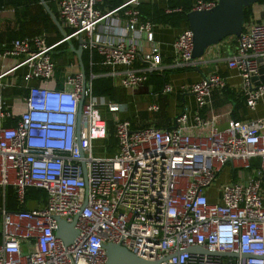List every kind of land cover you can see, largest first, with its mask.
<instances>
[{"label": "built area", "instance_id": "built-area-1", "mask_svg": "<svg viewBox=\"0 0 264 264\" xmlns=\"http://www.w3.org/2000/svg\"><path fill=\"white\" fill-rule=\"evenodd\" d=\"M51 1L66 37L80 39L89 58L94 50L120 87L135 89L161 68L152 23L139 17L138 0L108 8L103 0ZM215 2L191 0L190 9ZM61 41L48 44L44 33H35L0 43V264H103L105 243L157 264H264V119L229 117L219 126L214 114L202 116L211 89L225 85L213 70L179 84L194 100L191 123L181 112L170 127L132 126L116 114L121 103L92 93L94 74L85 77L75 56V69L56 76L51 49ZM191 47L184 26L171 41L174 61L194 64ZM7 57L16 59L9 67L3 66ZM262 59L264 19H246L226 66L236 70L249 109L264 96V79L253 82ZM18 66L24 68L19 81L5 77ZM7 87L24 93L7 101ZM102 108L113 113L115 151L109 156L93 154L94 141L107 133ZM145 108L154 111L158 104ZM251 160L253 173L235 181L233 170L250 169ZM223 172L226 179L218 182ZM6 187L21 208H4ZM29 188L43 197L26 200ZM75 214V234L64 244L54 235L55 218L69 223ZM191 246L236 256L191 253Z\"/></svg>", "mask_w": 264, "mask_h": 264}, {"label": "crops", "instance_id": "crops-1", "mask_svg": "<svg viewBox=\"0 0 264 264\" xmlns=\"http://www.w3.org/2000/svg\"><path fill=\"white\" fill-rule=\"evenodd\" d=\"M151 1H154L161 6H164L165 4V0ZM121 2L122 0L119 3ZM101 7L108 8L110 5L109 3L104 4L102 2ZM247 15V19L262 21L264 19L263 0H256L251 3L248 6ZM32 26H37V23ZM182 27L183 23H180L178 26L161 23L152 24V36L153 40L158 45L160 56L161 68L158 71L162 72V77L165 79V82L160 87H154V89L150 83L138 86L135 88L137 91H128V93L125 94L124 99H126L129 105H127L126 102H120L122 106L117 111V116L128 118L131 121L132 126L135 127L144 125L170 127L174 124V117L183 112L185 114L186 122L189 124L191 123V116L195 108L194 100L189 91L179 89V84L182 82H190L201 77L208 71L215 70L224 76L225 85L222 88L214 87L211 89L210 106L200 109L199 112L202 116L207 117L210 113L214 114L217 117V123L219 126H223L224 122L229 117L237 119L262 117L264 119V96L256 102L252 109L247 108L244 102L243 91L239 85V77L236 70L226 66L227 56L234 51L235 40L232 39L231 36H226L217 44L208 46L201 57L194 58V64H177L172 56L171 41ZM11 28H15V25H13L12 8H1L0 40H2V37L4 38V32L7 33ZM29 28H31V25H29ZM1 33L4 34L1 35ZM142 44L143 46L146 45V43ZM53 53H57V51H53ZM74 56L75 55L69 57L68 54H62V59L65 58L66 62L70 63L66 66H73L72 63H74ZM15 60L16 59L14 57H7L3 61V66L9 67L15 62ZM56 61L57 63H61V59ZM134 63L135 65H140L143 63V60L141 57L137 56ZM99 65L106 70L104 74L110 69L107 66L101 65L100 62ZM119 68L120 67L118 66L114 67L116 70ZM23 69L24 68L22 66L15 67L13 72L11 74H7L5 77L19 81L20 74L23 72ZM63 73H61V71L57 72L56 76L60 77ZM111 78L114 82L118 81V77L116 76ZM164 84H169L171 86L170 90H162ZM12 88L17 89L16 92H12ZM3 93L4 95L7 93L6 100L10 101L12 97L22 95L24 93V89L7 87ZM149 102H156L158 104V109L154 111H147L145 106ZM185 130L189 133H194V130L190 127H186ZM28 203L30 204L28 207L33 205L30 201H28Z\"/></svg>", "mask_w": 264, "mask_h": 264}, {"label": "trees", "instance_id": "trees-1", "mask_svg": "<svg viewBox=\"0 0 264 264\" xmlns=\"http://www.w3.org/2000/svg\"><path fill=\"white\" fill-rule=\"evenodd\" d=\"M45 1L53 14L58 19L57 11L54 7L53 1ZM120 1L121 0H103V3H109L110 7H112L118 4ZM164 2V6H161L151 0H138L136 3V8L138 10L139 17L141 19L148 20L152 24L161 23L171 26H178L180 23H183V27L187 26L185 13L190 10L191 0H165ZM4 7L12 8L13 25H15V28H11L7 33L4 32V38L2 37L0 43L2 41H7L13 37H21L24 35H32L35 33H44L45 41L48 44L60 39L61 35L58 29L51 22L48 14L43 10L38 0H0V9ZM247 10L248 6L243 9V21L247 19ZM35 23H37L36 29H34L33 27L29 28V25H35ZM62 28L65 32H67L65 27ZM26 29L29 31H27ZM49 29H51L53 32H49ZM4 33H1V35H3ZM231 38L235 40V36H231ZM70 40L73 46L77 45L76 40ZM65 50L68 51L67 53L70 56L74 55L70 50H68L66 42L61 41L52 47L51 57L53 58V60H55V57ZM53 51H57V53H53ZM81 61L83 64L84 76L88 77L89 73L94 74V76L90 80L92 93L97 96H103L106 99L112 100L114 102H120L119 99L123 98V92L118 89V81H116V83L114 82V80H112L111 76L104 74L106 70L99 65V56L97 55V53L93 50L89 58L88 51L83 49L81 53ZM164 82L165 79L162 77V72L154 70L147 73V77L143 82V85L151 83L152 88L154 89V87H160ZM11 90L12 92H16L17 89L12 88ZM106 123L107 133L103 142L104 150L107 154H111L115 151V138L113 135L112 121L106 119ZM261 189L264 194V175L261 179ZM41 196L43 197L42 190L29 188L26 190L25 199L35 200ZM3 206L8 211H13L21 208V206H19L15 200L14 192L11 187L5 188Z\"/></svg>", "mask_w": 264, "mask_h": 264}, {"label": "water", "instance_id": "water-1", "mask_svg": "<svg viewBox=\"0 0 264 264\" xmlns=\"http://www.w3.org/2000/svg\"><path fill=\"white\" fill-rule=\"evenodd\" d=\"M256 0H216L215 4L209 9H190L185 13L187 26L192 34L191 58L201 57L206 48L210 45L217 44L226 36H238L243 24V9L249 6ZM43 10L48 14L51 22L58 29L61 37L64 38L70 50L76 58V63L80 72L83 74V64L81 61L82 49L79 44L80 39L77 40V45L73 46L71 40L66 37L59 20L53 14L45 0H38ZM264 60V59H262ZM264 79V61H260L258 74L253 76L254 84L259 80ZM80 103V101H79ZM77 214L73 215L71 222L66 223L60 218H55L57 229L54 232L56 238L60 239L62 243H68L75 230L73 229V222ZM68 228L67 235H63L61 230ZM105 254V261L103 264H157L159 260H145L142 259L119 244L105 243L102 244ZM189 252L200 251L206 255L213 256H236L235 253L229 252H213L203 250L197 246L187 248ZM247 257V255H241Z\"/></svg>", "mask_w": 264, "mask_h": 264}, {"label": "rangeland", "instance_id": "rangeland-1", "mask_svg": "<svg viewBox=\"0 0 264 264\" xmlns=\"http://www.w3.org/2000/svg\"><path fill=\"white\" fill-rule=\"evenodd\" d=\"M31 27H33L34 29H36L37 28V26H32L31 25ZM65 29L66 30H68L67 29V27H65ZM53 32L51 29H49V32ZM48 32V33H49ZM68 51L67 50H65L64 52H61L60 54H58L55 58H56V60H60L61 59V63H57V61L56 60H54L55 61V63H56V71L57 72H60L61 71V73H63V71L64 72H68V71H70V70H73V69H75V67L74 66H66V65H68V64H70V63H68V62H66V59L64 58V59H62V54L64 55V54H68L67 53ZM69 55V54H68ZM72 56V55H71ZM70 55H69V57H71ZM70 60H71V58H70ZM63 62V63H62ZM66 66V67H65ZM65 67V68H64ZM57 72H55L56 74H57ZM118 89H120L122 92H123V98L122 99H119L120 100V102H126L127 103V105H129L128 104V102L126 101V99H124V97H125V94L126 93H128V91L130 92V91H137V89H126V88H123V87H119ZM141 89V88H140ZM10 94V93H9ZM5 97L7 96V93H6V95H4ZM119 102V103H120ZM101 112L104 114V116H105V118L106 119H109V120H111V118H112V116H113V113H111V112H109V111H106L104 108H102L101 109ZM104 141H99V140H97V141H94V143H95V146H93V154L94 155H96V156H109V154H107L106 152H105V150H104V143H103ZM251 168L250 169H244V168H235L234 170H233V178H234V180L235 181H237V182H241V181H243V180H245L248 176H250L252 173H253V171H254V166H256V161L255 160H251ZM223 180H225V173L223 172V173H221V174H219L218 175V177H217V181L218 182H221V181H223ZM30 204L29 203H27V206H29Z\"/></svg>", "mask_w": 264, "mask_h": 264}]
</instances>
